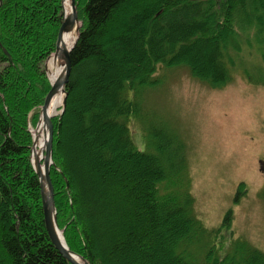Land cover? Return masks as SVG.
Masks as SVG:
<instances>
[{
  "label": "trees",
  "instance_id": "1",
  "mask_svg": "<svg viewBox=\"0 0 264 264\" xmlns=\"http://www.w3.org/2000/svg\"><path fill=\"white\" fill-rule=\"evenodd\" d=\"M75 8L81 26L63 112L52 118L50 167L68 249L89 264H264L243 239L223 238L230 213L214 230L197 219L184 153L161 141L140 151L129 128L159 67L183 66L221 88L240 55L256 51V76L244 74L264 85V0H75ZM63 16L62 0L0 5V264H71L45 228L29 130L50 90L44 63Z\"/></svg>",
  "mask_w": 264,
  "mask_h": 264
},
{
  "label": "rangeland",
  "instance_id": "2",
  "mask_svg": "<svg viewBox=\"0 0 264 264\" xmlns=\"http://www.w3.org/2000/svg\"><path fill=\"white\" fill-rule=\"evenodd\" d=\"M240 56L233 80L221 88L183 66L159 67L156 83L139 93L142 119L131 118L129 128L140 151L161 141L171 154L184 153L182 181L206 229L220 228L230 213L223 238L264 253V85L244 74L256 76L261 60L256 51Z\"/></svg>",
  "mask_w": 264,
  "mask_h": 264
},
{
  "label": "water",
  "instance_id": "3",
  "mask_svg": "<svg viewBox=\"0 0 264 264\" xmlns=\"http://www.w3.org/2000/svg\"><path fill=\"white\" fill-rule=\"evenodd\" d=\"M68 1L70 6V12L69 14H66L65 6H64L66 0H62L64 7V17L56 38V42H55L56 48L54 53V55L59 58V63L64 66V70H63V74L55 82H50L51 88L47 93L44 102L40 108V119L37 123L36 128H38L42 118L47 130V132L45 133L46 139L44 143V148L41 151L42 157L40 158L37 155L34 156L36 138L32 135L33 145L31 148V162L34 171L36 172L40 181L44 223L50 241L55 246V248L64 256V258L67 259L71 264H89L82 257L71 252L68 249L65 240H64L65 244L63 245L58 238L57 230H59V228L56 223L54 188L52 181L50 179V167L54 164L52 159L53 126L51 120L52 116L54 115L48 116L46 112L51 100L54 98L56 94L60 92L64 94V100L62 104V109L60 110L59 114L63 112V106L65 105V95H66L65 84L68 81V77L71 69L70 52L74 47V44L78 38V32L80 28V23L76 25L79 21L75 8V0H68ZM1 3L2 0H0V5ZM73 30L76 31V36L73 45L70 48H66V47L62 48L61 42L63 40V36L67 33H71ZM4 52L7 53L5 50Z\"/></svg>",
  "mask_w": 264,
  "mask_h": 264
},
{
  "label": "bare ground",
  "instance_id": "4",
  "mask_svg": "<svg viewBox=\"0 0 264 264\" xmlns=\"http://www.w3.org/2000/svg\"><path fill=\"white\" fill-rule=\"evenodd\" d=\"M64 6H65V13L69 14L70 6L68 0H66ZM75 35H76L75 32L65 34L61 42V47L70 48L75 40ZM63 70H64V66L59 63V58L56 57L55 55H52L50 59L47 61V71L50 81L55 82L63 74ZM63 95L64 94L60 92L56 94L54 98L51 100L46 112L48 116L57 114V111H59V108L62 107L63 104V100H64ZM46 132H47L46 127L44 125L43 119L41 118L38 128L32 130L33 136L36 138L34 156L37 155L40 158L42 157L41 151L44 148ZM57 235L60 242L64 245L65 243H64L63 235L60 230H57Z\"/></svg>",
  "mask_w": 264,
  "mask_h": 264
}]
</instances>
